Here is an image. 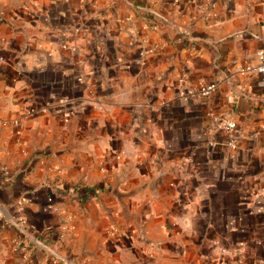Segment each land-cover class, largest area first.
I'll return each instance as SVG.
<instances>
[{"label":"crops","instance_id":"obj_1","mask_svg":"<svg viewBox=\"0 0 264 264\" xmlns=\"http://www.w3.org/2000/svg\"><path fill=\"white\" fill-rule=\"evenodd\" d=\"M260 48L264 0H0L18 264H264Z\"/></svg>","mask_w":264,"mask_h":264},{"label":"built area","instance_id":"obj_2","mask_svg":"<svg viewBox=\"0 0 264 264\" xmlns=\"http://www.w3.org/2000/svg\"><path fill=\"white\" fill-rule=\"evenodd\" d=\"M257 55L260 59V62L249 63L244 65V67L242 68L244 71L259 72L264 70V49L263 48L258 49ZM218 83H219V79L217 78L202 82L201 85L199 86V93L204 96L211 95V93L216 88ZM218 124L224 131L228 133H232V131L235 128V121L232 118H220L218 119ZM231 142L232 140L230 141V143Z\"/></svg>","mask_w":264,"mask_h":264},{"label":"rangeland","instance_id":"obj_3","mask_svg":"<svg viewBox=\"0 0 264 264\" xmlns=\"http://www.w3.org/2000/svg\"><path fill=\"white\" fill-rule=\"evenodd\" d=\"M12 218H9V220L6 221L5 226H7V230H9V232L6 230L7 233H1V235L3 236V240L6 242V244H3L4 242L1 240L0 238V253L4 254V255H9V258L11 259L12 262H10L9 264H18V260L17 255H16V247L15 245V239H13V234H12V230H11V224H13L11 222ZM13 221V220H12ZM62 221V219H61ZM62 225L64 224V222L61 223ZM58 225V228L55 231V239L57 241V248L56 249H60L62 247H64L65 245V235L63 234L64 231H66V228L64 227V225ZM48 236V235H47ZM47 236H45L46 238H41L42 241H44L45 243H50L49 239L47 238ZM35 240V239H34ZM33 250V249H32ZM30 253L31 250H30ZM19 258H22L19 256Z\"/></svg>","mask_w":264,"mask_h":264},{"label":"trees","instance_id":"obj_4","mask_svg":"<svg viewBox=\"0 0 264 264\" xmlns=\"http://www.w3.org/2000/svg\"><path fill=\"white\" fill-rule=\"evenodd\" d=\"M90 188L93 189V186L86 185V184L75 183V184H73L71 187H69L67 189H70L71 192H73V193H77L79 195V198L82 199L83 197H87L86 194H88L87 191ZM82 189H83V191H81Z\"/></svg>","mask_w":264,"mask_h":264}]
</instances>
